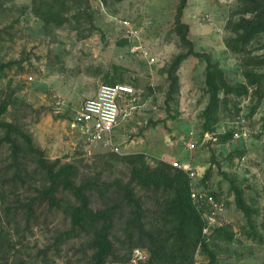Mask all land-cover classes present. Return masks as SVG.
Listing matches in <instances>:
<instances>
[{"label": "rangeland", "instance_id": "obj_1", "mask_svg": "<svg viewBox=\"0 0 264 264\" xmlns=\"http://www.w3.org/2000/svg\"><path fill=\"white\" fill-rule=\"evenodd\" d=\"M63 1L67 22L55 13L49 20L37 16L36 0H0V64L6 66L0 73V103L11 102L3 120L28 134L48 160L75 165L77 185L96 179L99 191L88 192L93 210L120 207L112 240L124 259L117 263L131 264L137 249L146 256L139 264L151 259L148 240L135 229L133 241L128 238L132 210L121 190L132 173L124 157L144 154L152 168L163 162L174 168L175 162L190 164L200 178L211 170L205 188L224 208L212 214V229L229 226L234 233L231 242L207 236L218 264H264V82L247 85L245 78L246 72L264 74V33L243 43L239 28L244 20L262 15L264 0H188L183 22L190 27L194 50L209 54L231 85L248 86L246 95H231L220 105V121L208 133L203 117L209 102L207 60L194 55L185 59L178 71L180 93L168 98L166 71L177 55L188 51L175 30L180 0ZM41 3L37 0V7ZM124 19L140 30L157 63L150 65L132 53L129 41L121 43L127 40L120 23ZM116 75L137 90L138 107L123 114L111 146L85 145L70 130V120L83 101L97 94L106 76ZM243 130L248 136L236 139L235 132ZM226 133L233 134L227 142L218 139ZM232 182L244 189L255 210L259 239L248 237L250 222L236 207ZM49 185L26 141L0 129V264L91 263L92 236L66 235L71 229L69 209L78 200L60 186L51 204L41 194ZM132 186L146 203V229L156 225L165 233L160 205ZM138 242L143 245L132 247ZM194 260L209 264L201 247Z\"/></svg>", "mask_w": 264, "mask_h": 264}, {"label": "trees", "instance_id": "obj_2", "mask_svg": "<svg viewBox=\"0 0 264 264\" xmlns=\"http://www.w3.org/2000/svg\"><path fill=\"white\" fill-rule=\"evenodd\" d=\"M187 3L188 0L179 1L175 15V30L180 36L182 44L188 47V51L177 55L166 71L170 82L168 98L172 99L180 93L181 83L178 71L185 59L194 55L207 60L206 86L209 102L203 117L204 132L208 133L213 132L211 128L220 121V105L224 102L227 103L231 95L238 97L246 95L248 93L247 85L253 86L264 82V74L246 72L247 85H231L226 79L225 73L213 63L209 54L198 53L194 50L189 38L190 27L183 22ZM66 5L67 3L63 0H42L40 7H37L36 0L34 12L44 20H49L55 13L57 17L67 22L69 18ZM239 28L243 29L240 34L243 43L249 42L255 34L264 33V12L256 20H244L239 24ZM127 41L125 39L121 43L126 44ZM5 68L6 66L0 64V73ZM105 81V84H128L120 75L106 76ZM10 103L9 101L0 103V129L6 130L8 134L22 137L26 141L27 151L36 157L38 165L45 171L50 185L41 190L43 198L49 200L51 204H55L56 193L62 186L66 191L71 192L79 202V205L69 209L71 229L66 235L69 237L86 233L92 236L93 254L90 264H106L110 259L116 262L123 260L124 257L117 255L112 240L120 207L109 206L99 211L93 210L88 192L95 189L99 191L101 184L94 179L77 185L75 178L78 175V169L75 165L63 164L60 159L48 160L44 152L34 146L33 140L28 134L15 124L4 121L3 117L8 113ZM232 136V133H226L218 139L227 142ZM124 158L132 164L131 180L128 184L121 186L124 199L132 210V218L127 222L126 231L130 232L131 229H135L144 240L151 243L149 247L151 259L148 264H194L195 254L199 247L209 257V264H218L217 254L209 247L207 237L203 234L205 221L191 198L189 176L183 170L174 168L166 162L152 168L147 164L144 154L130 155ZM211 174V170H207L200 181V186L206 191L205 186L209 182ZM133 184H136L144 193L149 194L160 205V215L166 219L168 226L165 233L156 225H151V229H146L144 222L147 211L146 203L142 196L137 195ZM231 190L235 196L237 209L250 222L251 230L248 237L261 238L262 236L253 224L255 210L247 203L244 189L232 182ZM128 238L133 239L132 231ZM212 238L220 242H231L234 233L229 226H221L213 230ZM141 245L143 244L138 242L132 247Z\"/></svg>", "mask_w": 264, "mask_h": 264}, {"label": "built area", "instance_id": "obj_3", "mask_svg": "<svg viewBox=\"0 0 264 264\" xmlns=\"http://www.w3.org/2000/svg\"><path fill=\"white\" fill-rule=\"evenodd\" d=\"M120 23L125 31V37L130 43L131 52L138 53L150 65L157 63V58L143 44L140 30L128 19H124ZM138 104L139 98L137 90L132 85L120 83L103 84L99 87L94 97L83 101L75 111L70 120L69 128L81 138L85 145L109 147L113 144L114 132L119 126L123 114L127 116L133 110L137 109ZM57 105L61 106L62 102L58 100ZM234 136L236 139H240L243 136L247 137L248 134L243 130L235 132ZM190 146L191 148H195L194 143H191ZM174 166L183 170L189 176L191 198L205 221L203 234L207 237L216 229H212V222L215 221L212 214L224 209L221 201L213 193L206 191L200 186L202 178L193 170L190 164L175 162ZM221 226L223 225L218 227ZM145 259L144 252L137 249L134 251L131 264H139ZM106 264L110 263L107 262ZM113 264L119 263L116 262Z\"/></svg>", "mask_w": 264, "mask_h": 264}]
</instances>
